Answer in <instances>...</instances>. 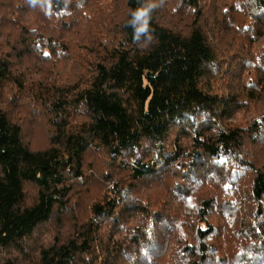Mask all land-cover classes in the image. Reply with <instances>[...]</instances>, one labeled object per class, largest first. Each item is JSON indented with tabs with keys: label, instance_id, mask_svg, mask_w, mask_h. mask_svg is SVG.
Returning a JSON list of instances; mask_svg holds the SVG:
<instances>
[{
	"label": "trees",
	"instance_id": "1",
	"mask_svg": "<svg viewBox=\"0 0 264 264\" xmlns=\"http://www.w3.org/2000/svg\"><path fill=\"white\" fill-rule=\"evenodd\" d=\"M171 1L169 16L166 0L152 12L151 41H134L131 13L149 0H123L118 20L93 28L99 0H0V29L12 23L17 32L0 40V264L264 262V108L234 121L264 80V0H231L219 21L203 13L204 0ZM87 28L78 55L66 36ZM31 57L78 58L79 70L37 82L24 64ZM9 83L11 101L47 119V146L25 139L2 97ZM91 151L105 160L93 164ZM89 175L103 192L73 216L72 190ZM237 178L249 182L242 199ZM165 182L158 199L144 198ZM48 226L55 233L36 241ZM226 239L225 255L218 245Z\"/></svg>",
	"mask_w": 264,
	"mask_h": 264
},
{
	"label": "rangeland",
	"instance_id": "2",
	"mask_svg": "<svg viewBox=\"0 0 264 264\" xmlns=\"http://www.w3.org/2000/svg\"><path fill=\"white\" fill-rule=\"evenodd\" d=\"M153 2L157 3V5L161 2V0H153ZM231 0H204L203 2V13H207L209 18L212 19L214 17L219 19L222 18L221 12H220V6L222 5H230ZM173 2L171 0H166V2L162 5L164 7V12L166 13L167 16L170 15V12L173 11ZM161 10V9H160ZM91 14L92 18L91 21L88 25H90L91 28L96 26L98 23H101L102 21H113V20H118V18L123 14L124 11V6H123V0H99L98 2V8L95 10L93 7H91ZM222 11V8H221ZM231 11H229L230 13ZM233 15H239V13L232 12ZM18 18L20 21L23 20V15L18 14ZM167 20H171L170 17H167ZM166 20V21H167ZM15 26L12 23H8L7 25H4L0 29V40L6 41V38H9V42H11L14 38L17 36V32L15 30ZM88 29L87 30H82V33L79 35H71L68 34L66 36V39L69 40L72 45H69V47L72 49V52L76 53L79 55V46L81 43L82 45H86V40L88 39ZM235 30V28H231ZM229 39L232 38L231 35L228 36ZM79 39V40H78ZM256 48V46H254ZM1 49L7 50L6 46H3ZM88 50L84 48V51L82 52L85 54ZM235 54V53H234ZM78 62V58L75 59L74 61L69 60L67 63H62L61 65H56L51 61H39L34 57H31L30 59H27V61L24 63L25 65H28L31 70L28 71V76L31 79H34V81H41V83H50L46 81V78L52 73H59L61 75V79H58V81H62L65 79H73L75 78L76 74L78 73V66L76 65ZM31 72V73H29ZM257 72H254L251 74L252 77L255 76L257 80ZM68 75V76H66ZM245 75V74H244ZM242 75V79H246V75ZM228 79H222L217 86L222 87V84L224 85L225 82H227ZM256 93L259 94L258 96V101H254L251 106L248 107L247 110H240L241 112L236 113L234 116V121L238 122L240 124L245 123L247 120L251 118L252 115H254L257 110L259 111L260 109L264 108V80H258L257 81V86L253 89ZM16 93L15 91V86L12 83H9L5 85L3 89V94L2 97L7 101L9 98V102H7L9 105L8 107L14 109L17 114L18 118L22 124V129L24 132V137L27 139L29 145L33 149H39L47 146L48 144V132H49V123L45 117L42 116H37L34 118L29 117V108L23 106L17 105L16 101H11V98L14 97V94ZM4 100V102H5ZM6 103V102H5ZM43 107V106H42ZM82 115H78L77 117L81 119ZM89 157L91 158L93 164H97L99 160L103 161L105 158L103 155L99 154L97 155L95 152H90ZM103 157V158H102ZM258 158L262 160L264 163V151L258 153ZM220 172V170H218ZM94 172H97V168L93 167L92 171L89 172L91 174H94ZM95 175V174H94ZM89 175L88 178L85 180L87 184H84L82 182L81 184H77L74 186L72 193L74 198H78L80 204H78V208L75 209V212H72L74 215L73 216H78L80 213H83L86 208H88L91 200L98 198V196L103 192L104 184L98 182L96 180V175ZM209 179V178H206ZM203 179V180H206ZM237 183L240 185L239 189L233 190L234 195L237 194L238 198L240 197L242 199V195L244 194V191L247 190L249 186V182L247 180H243L242 178H237ZM239 180V182H238ZM210 185L217 190V181H208ZM166 182L164 183V186L162 185H157L154 187H149L145 191L144 198L146 197H151L149 200L152 198H159V195L164 192V189L166 190L167 188L165 187ZM207 194V191L202 187L201 190L198 192L194 193V200L197 203V199L201 196H205ZM247 201V199H246ZM194 203L190 204V206H193ZM248 202V201H247ZM70 209V208H69ZM72 211V208L70 209V212ZM85 213V212H84ZM226 218V221L232 220V217L229 215H224ZM72 215L69 214V218L65 219L63 224H70V221H72ZM64 219V218H63ZM230 223V222H229ZM230 227H232L230 225ZM234 229V227H232ZM53 232L55 233V230L51 228V226H48L43 232L41 231L40 233L36 234L34 236V239L38 242H44L45 239L49 237V235H52ZM228 240L226 239L224 241V244L218 245V250L220 253H224L229 249L230 246H228ZM228 254V253H227ZM226 255V254H225ZM264 260V258L262 259ZM258 262V261H257ZM261 264H264V262H261Z\"/></svg>",
	"mask_w": 264,
	"mask_h": 264
},
{
	"label": "clouds",
	"instance_id": "3",
	"mask_svg": "<svg viewBox=\"0 0 264 264\" xmlns=\"http://www.w3.org/2000/svg\"><path fill=\"white\" fill-rule=\"evenodd\" d=\"M29 2L34 4L35 0H29ZM157 6L156 3L149 0L148 3L142 4L131 13L129 24L133 28L134 41H140L141 35L145 37L146 41H151L150 20L152 12Z\"/></svg>",
	"mask_w": 264,
	"mask_h": 264
}]
</instances>
